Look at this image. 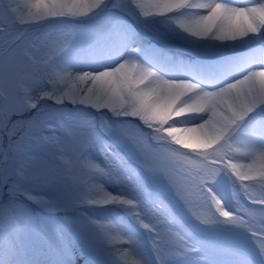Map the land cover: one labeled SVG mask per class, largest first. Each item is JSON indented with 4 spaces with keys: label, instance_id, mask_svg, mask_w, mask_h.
Here are the masks:
<instances>
[{
    "label": "snow or ice",
    "instance_id": "6c2138e0",
    "mask_svg": "<svg viewBox=\"0 0 264 264\" xmlns=\"http://www.w3.org/2000/svg\"><path fill=\"white\" fill-rule=\"evenodd\" d=\"M0 264H264V0H0Z\"/></svg>",
    "mask_w": 264,
    "mask_h": 264
}]
</instances>
